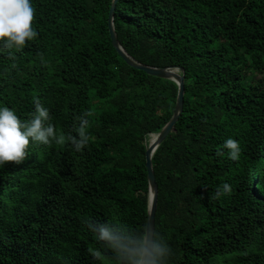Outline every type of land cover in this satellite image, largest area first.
Segmentation results:
<instances>
[{"label":"trees","instance_id":"16d2710c","mask_svg":"<svg viewBox=\"0 0 264 264\" xmlns=\"http://www.w3.org/2000/svg\"><path fill=\"white\" fill-rule=\"evenodd\" d=\"M112 2L31 0L37 37L0 52V106L19 119L39 101L67 138L91 113L80 152L30 141L24 161L0 166V264H128L96 227L146 234L145 153L178 85L120 56ZM114 28L137 61L185 70L183 111L152 156L159 264H264V0H118Z\"/></svg>","mask_w":264,"mask_h":264},{"label":"clouds","instance_id":"9594fccd","mask_svg":"<svg viewBox=\"0 0 264 264\" xmlns=\"http://www.w3.org/2000/svg\"><path fill=\"white\" fill-rule=\"evenodd\" d=\"M34 9L31 0H0V52L7 51L10 57L20 52L27 42L37 37L32 27ZM91 113L85 111L73 118L75 136L67 138L50 121L49 110L39 101H34L31 118L22 121L7 106H0V166L6 162L20 164L24 161L29 142L32 144H61L67 139L74 150L80 152L88 142L87 129ZM223 149L231 160L238 159L240 145L229 137L223 141ZM230 185L223 183L215 191L217 198L230 194ZM99 240L107 241L125 256L128 264H159L166 249L154 242L146 233L139 242H126L125 237L106 224L95 229Z\"/></svg>","mask_w":264,"mask_h":264},{"label":"water","instance_id":"95a60500","mask_svg":"<svg viewBox=\"0 0 264 264\" xmlns=\"http://www.w3.org/2000/svg\"><path fill=\"white\" fill-rule=\"evenodd\" d=\"M117 1L118 0H113L112 2L108 17V27H109L112 44L116 48L120 56L130 66L141 69L153 76L172 79L178 85L177 101L173 115L171 119L161 128L159 132L150 133V135H153L154 138L149 139L148 147L145 153L148 184H149L148 217L146 224V233H148L150 235V238L154 240L155 217H156L157 202H158V184L156 182L152 156L155 150L157 149V147L162 143V141L166 138L172 127L179 120V117L183 111L184 93H185V83H184L185 70L184 67L179 65H173V66L161 68V67L144 64L134 59L125 50V48L121 45L114 28V11Z\"/></svg>","mask_w":264,"mask_h":264},{"label":"bare ground","instance_id":"6f19581e","mask_svg":"<svg viewBox=\"0 0 264 264\" xmlns=\"http://www.w3.org/2000/svg\"><path fill=\"white\" fill-rule=\"evenodd\" d=\"M151 138L153 139V138H154V136H153V135H151V137H150L149 139H151Z\"/></svg>","mask_w":264,"mask_h":264},{"label":"rangeland","instance_id":"374dc122","mask_svg":"<svg viewBox=\"0 0 264 264\" xmlns=\"http://www.w3.org/2000/svg\"><path fill=\"white\" fill-rule=\"evenodd\" d=\"M150 137H151V135H150Z\"/></svg>","mask_w":264,"mask_h":264}]
</instances>
